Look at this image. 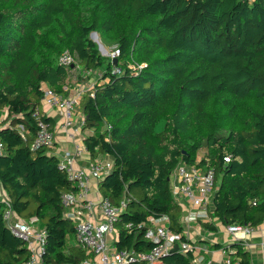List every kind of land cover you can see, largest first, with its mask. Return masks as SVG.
Returning <instances> with one entry per match:
<instances>
[{
    "label": "trees",
    "instance_id": "obj_1",
    "mask_svg": "<svg viewBox=\"0 0 264 264\" xmlns=\"http://www.w3.org/2000/svg\"><path fill=\"white\" fill-rule=\"evenodd\" d=\"M93 32L120 50L117 64ZM65 50L84 69L104 71L80 105L83 127L93 130L84 139L92 162L113 159L101 194L116 206L128 199L117 248L151 250L145 233L152 217L167 216L170 229L184 232L171 185L181 162L215 168L211 218L226 226L264 223V0H0V182L18 218L46 229V262L90 256L69 242L75 223L63 195L75 185L52 149H32L37 112L51 121L41 109L43 84L68 92L71 67L59 63ZM129 62L146 66L132 70ZM114 65L124 72L112 74ZM3 211L0 202V264H22L29 245ZM232 247L231 259L252 264L241 241ZM163 262L195 264V255L173 249Z\"/></svg>",
    "mask_w": 264,
    "mask_h": 264
},
{
    "label": "built area",
    "instance_id": "obj_2",
    "mask_svg": "<svg viewBox=\"0 0 264 264\" xmlns=\"http://www.w3.org/2000/svg\"><path fill=\"white\" fill-rule=\"evenodd\" d=\"M253 1V0H249ZM120 50L115 48L111 51L110 58H118ZM61 65L71 67L72 74H75L80 66L75 55L69 50H65L59 57ZM146 66L145 63L137 64L129 62L127 67L132 70H139ZM92 69H84L83 76H92ZM112 74H122L124 68L114 65L110 70ZM99 77H102L104 71H98ZM96 80L91 87H93ZM83 81L77 82L74 86H66L67 94L57 92L48 84H43V103L49 107L56 108L63 118V125L68 138L75 139L81 127L84 126L85 116L77 122L75 113L81 104V99L87 90ZM38 132L32 149L41 147L54 148L56 145V134L51 121L42 119L37 112ZM79 123V124H77ZM3 150V143L0 141V153ZM84 143L75 141L73 152L67 151L60 159V167L65 169L68 177L76 187L75 191H68L63 195V202L66 207L65 216L75 223V233L78 242L86 249L90 256L77 264H137L145 262L146 264H164L163 257L169 254L178 243L179 249L183 253L193 252L196 257L199 247L196 242L187 236V226L199 217L200 211H205L213 201V196L217 190V173L213 167H201L197 164L181 162L172 173L171 182L172 191L177 201L183 205L187 203L191 208L188 210L184 221V232L179 234L169 227V218H150L151 226L146 227L145 237L154 242V247L149 251H138L136 249H119L114 240L116 236V223L119 220L120 213L127 205L128 199L125 198L121 205L116 206L108 197L100 196L98 206L102 211V219L97 221L93 219V209L95 201L88 197L90 191V179L94 178L100 181L110 169L98 159L92 162L85 169L76 164L77 158L86 151ZM228 161L229 158L227 157ZM0 202L4 205L3 219L11 232L17 237L26 241L29 245L30 257L22 264H49L43 258L46 251L47 231L44 228L36 227L33 221H25L18 218L12 208V204L4 191L0 182ZM134 224L127 223L126 228H131ZM146 223L138 225L139 228L145 227ZM229 231L236 233L239 230L249 232L252 228L230 225ZM186 239H182V235ZM230 247L223 249L227 253ZM228 254V253H227ZM61 264H76L66 262Z\"/></svg>",
    "mask_w": 264,
    "mask_h": 264
},
{
    "label": "crops",
    "instance_id": "obj_3",
    "mask_svg": "<svg viewBox=\"0 0 264 264\" xmlns=\"http://www.w3.org/2000/svg\"><path fill=\"white\" fill-rule=\"evenodd\" d=\"M71 80V79H70ZM77 82L74 84L76 85ZM66 86H73L70 82ZM65 86V87H66ZM82 116L84 112L79 106ZM42 111L46 112L48 117L51 119V124L55 130L56 134V145L50 151L52 154L56 155L58 158H61L67 151L73 152L75 149V141L84 143L86 136L93 132L92 129L81 127L76 138L70 139L66 134L65 127L63 125V118L56 108L49 107L42 103ZM5 113L2 114L1 118L5 117ZM78 117L77 122L80 120ZM79 124V123H77ZM83 129V130H82ZM103 163L110 169L113 164V159L109 155H101L99 157ZM92 163L89 152L86 150L83 155H80L77 158L76 164L82 168L87 169ZM172 178V176H171ZM173 183L171 182V185ZM90 191L88 197L91 200L95 201V206L93 209V219L99 221L102 219V211L98 206V201L100 196H102L99 189V181L91 178L90 182ZM173 189V187H172ZM184 214L182 217V222L184 225L183 218L186 216L188 210L191 208L186 202L183 203ZM214 205L213 202L208 207V213L205 214V211H200L199 217L191 222L187 226V236L199 247V251L196 253L195 264H237V262L230 258L227 253L223 252L222 246L229 247L232 250H235L232 247L233 243L241 241L245 249L250 253L252 264H264V223L261 225L252 228L249 232L244 230H239L236 233L229 231L228 226L224 225L219 219L211 218L210 212L213 211ZM206 222H214L217 226L216 230H211L205 226ZM35 224V223H34ZM36 227H39L35 224ZM185 226V225H184ZM40 228V227H39ZM118 235V233H117ZM118 238V237H117ZM116 240H114L115 243ZM69 242L72 245H77L78 240L76 234L71 237ZM232 260V261H231Z\"/></svg>",
    "mask_w": 264,
    "mask_h": 264
},
{
    "label": "rangeland",
    "instance_id": "obj_4",
    "mask_svg": "<svg viewBox=\"0 0 264 264\" xmlns=\"http://www.w3.org/2000/svg\"><path fill=\"white\" fill-rule=\"evenodd\" d=\"M91 37L98 44L101 53L103 55L107 56V57H110L109 54L111 53V51L113 49H115V46L109 45L102 38V36L99 33H97V32H93L91 34ZM76 69H80V70H78L75 74H72L71 83H72L73 86H74V84L76 82L81 81L80 79H84L83 82L86 83L87 87H91L96 80H99L100 79L99 74H98V71H103V69L94 70L92 76L89 78L88 75L87 76H83L82 72H83L84 68H83L82 65L78 66ZM82 115L83 114H82L80 108L78 107L77 108V112L75 113L76 121L78 120V117L79 116H81L80 118H82L83 117ZM117 233H118V228L116 227V231L114 232V235L116 236V239L118 237Z\"/></svg>",
    "mask_w": 264,
    "mask_h": 264
},
{
    "label": "water",
    "instance_id": "obj_5",
    "mask_svg": "<svg viewBox=\"0 0 264 264\" xmlns=\"http://www.w3.org/2000/svg\"><path fill=\"white\" fill-rule=\"evenodd\" d=\"M113 61H114L115 64H117V63H118V58H115ZM174 249H175V250L179 249V246L176 245V246L174 247Z\"/></svg>",
    "mask_w": 264,
    "mask_h": 264
}]
</instances>
